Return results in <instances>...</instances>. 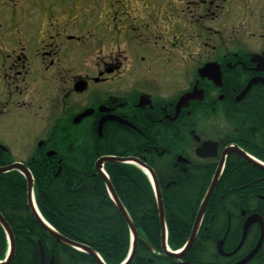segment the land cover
<instances>
[{"label":"flooded vegetation","instance_id":"flooded-vegetation-1","mask_svg":"<svg viewBox=\"0 0 264 264\" xmlns=\"http://www.w3.org/2000/svg\"><path fill=\"white\" fill-rule=\"evenodd\" d=\"M11 1L0 17V167L80 170L100 144L135 153L164 184L207 189L189 212L162 197L160 242L133 221L137 239L112 264H264V178L245 179L231 161L264 173V0L143 3L132 8L140 22L122 23L111 0H43L19 13ZM210 64L221 80L202 75ZM176 218L190 234L174 250ZM64 244L69 257L44 249L45 264H110Z\"/></svg>","mask_w":264,"mask_h":264},{"label":"trees","instance_id":"trees-1","mask_svg":"<svg viewBox=\"0 0 264 264\" xmlns=\"http://www.w3.org/2000/svg\"><path fill=\"white\" fill-rule=\"evenodd\" d=\"M93 148L101 151L95 153ZM93 148L87 146L89 152L80 170H63L58 173L55 169H34L35 199L42 216L60 234L90 245L112 264L126 254L130 230L94 164L97 157L106 154H136L114 152L108 144L93 145ZM257 155L264 158L260 153ZM231 161L239 164L245 179L264 178L262 171L244 163L242 159L232 157ZM105 170L134 223L150 227L146 232L154 242H160L157 198L149 177L134 164L106 163ZM154 171L158 174L157 169ZM160 179L161 177L158 180L164 203L171 210H193L196 203L194 197L205 193L207 189V186L188 183L166 185ZM256 188L262 189L263 185ZM0 213L9 223L15 239V252L9 264H38L39 241L42 242L47 257L52 256L55 249L58 250L59 259L69 257L71 247L46 231L33 215L27 200V181L17 170L0 174ZM187 218L188 216H184V220ZM176 220L181 222L172 223L169 230V241L174 250L182 247L190 234V223L187 220L182 222L181 218ZM175 226H180V230ZM8 250L7 233L0 223V261L6 259Z\"/></svg>","mask_w":264,"mask_h":264},{"label":"water","instance_id":"water-1","mask_svg":"<svg viewBox=\"0 0 264 264\" xmlns=\"http://www.w3.org/2000/svg\"><path fill=\"white\" fill-rule=\"evenodd\" d=\"M204 74L202 75H208L212 78H214L215 80H221V74L220 72L215 68V66L213 64H210L208 66H206L204 68V72H202ZM251 83H249V86L246 88V90H244V92H246L249 87H250ZM185 98H182L179 102V105L183 104ZM78 119H76L77 122H79L83 116H78ZM102 125V123H101ZM246 160L251 161L252 163H254L255 165H257L256 161H254L252 158H250L249 156L242 154ZM111 162H117V163H133V164H137L139 165L142 169H144L151 177L152 181H153V185L155 188V192L157 195V202H158V207H159V212H160V219L161 222L164 226V206H163V202H162V195H161V190H160V186H159V181L156 177V173L154 172V170L146 165V163H143L142 161H140L139 159L135 158V157H123V156H116V155H105V156H101L98 158V160L95 162V170L96 172L103 178V180L105 181L106 185H107V189L109 191V193L112 196V199L115 203V205L117 206L118 210L121 212V214L123 215V217L126 219V221L128 222L132 235L134 237V239H137V232H136V228L130 218V216L128 215V212L126 210V208L124 207V205L122 204V202L120 201L118 195L116 194V191L112 185V182L110 181V178L108 177L106 171L104 170V165L106 163H111ZM260 166V165H259ZM262 167V166H260ZM264 168V167H262ZM12 170H18L20 171L26 178L27 181V200H28V205L31 208V211L33 213V215L35 216V218L37 219V221L42 225V227L48 231L51 235L55 236L57 239H59L60 241L69 244L70 246H74V247H78L81 249H85L87 250L90 254H92L93 256H95L96 258L98 257V255L89 247H87L84 244H81L79 242H76L74 240H71L65 236H63L62 234H60L59 232H57V230H55L54 227H52L40 214L38 208L36 207V203L34 200V191H33V186H34V178L32 173L29 171V169H27L24 165L19 164V163H15V164H11L8 166H4V167H0V174L3 173H7L10 172ZM219 177V171L217 172L215 179L206 195V198L204 200V203L200 209V213L197 217V221H196V226L194 228L192 237L190 239V244L193 243L196 232H197V227H198V222L200 221L201 218V214L202 212H204L207 203L210 199L211 193L213 191V189L216 186L217 183V179ZM0 223L3 226L4 230L7 233V237L10 243V248H9V253L7 256V260L3 263L0 264H8L10 262V260L12 259L14 252H15V239H14V234L13 231L9 225V223L7 222L6 218L0 213ZM164 238V236H163ZM134 240V241H135ZM39 246H40V252H41V263L40 264H45V251H44V246L42 244L41 241L38 242ZM134 247L136 246V241L134 242Z\"/></svg>","mask_w":264,"mask_h":264},{"label":"rangeland","instance_id":"rangeland-1","mask_svg":"<svg viewBox=\"0 0 264 264\" xmlns=\"http://www.w3.org/2000/svg\"><path fill=\"white\" fill-rule=\"evenodd\" d=\"M43 0H14L17 4V13H19L21 10L22 5H26L31 7V5H37L41 3ZM58 2H63L65 0H54ZM164 0H111L113 3V6L119 9V14L117 17V20L115 22L122 23L127 21L129 18H132V21H138L140 22L139 18L140 16H137L136 13L133 11V7L141 6L143 3L151 4L153 2H163ZM11 0H0V17H8L9 13L12 12V7L14 8V5L11 3ZM9 6L11 9H8ZM137 18V20H135Z\"/></svg>","mask_w":264,"mask_h":264}]
</instances>
